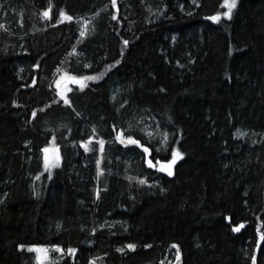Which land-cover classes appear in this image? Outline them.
<instances>
[{"label":"trees","instance_id":"16d2710c","mask_svg":"<svg viewBox=\"0 0 264 264\" xmlns=\"http://www.w3.org/2000/svg\"><path fill=\"white\" fill-rule=\"evenodd\" d=\"M223 10L0 0V264H39L30 246L76 249L54 264H163L173 245L182 264H264V0L207 19ZM62 75L97 78L60 98ZM118 132L181 152L173 175Z\"/></svg>","mask_w":264,"mask_h":264},{"label":"snow or ice","instance_id":"6c2138e0","mask_svg":"<svg viewBox=\"0 0 264 264\" xmlns=\"http://www.w3.org/2000/svg\"><path fill=\"white\" fill-rule=\"evenodd\" d=\"M111 2L113 4V6H115L117 0H111ZM224 6L227 8V11L225 13H223V15L230 18L232 9L236 7V0H224ZM60 15L64 16L65 14L63 12H61ZM44 16L48 17L49 16V12L45 11L44 12ZM66 19L71 20L72 17L67 16ZM113 19H115V17H113ZM207 19L212 20V21H218L220 19V14L218 13L217 15L209 16V17H207ZM81 35L83 36L84 33L81 32ZM124 44L127 45L128 41L125 40ZM96 78L97 77L88 76V75L81 76V77H77V76H74V75L67 76V79L70 82L78 84L81 89H83L84 87L87 86L85 81L94 80ZM58 86H59V84H58ZM61 95H63V93H61ZM65 103H68V101L65 100ZM35 115H36V113H33V116H35ZM117 139L120 140L121 143H124V138H123L122 135L121 136H117ZM127 141H128V144H130V145H137V146H140V147L143 148V153L145 154L146 163H147L149 168H154V169H156L159 172L166 173L168 176H172L173 175V165H175V163H176V161L178 159L182 158V153L181 152H179L178 150H173L171 152V158L170 159H160L158 157V150H157V154L153 155L152 152L150 151V148L149 147H144L143 145H141L140 141L138 139H134L133 137L128 136L127 137ZM99 145H100V151L103 152V150H104V141L100 140L99 141ZM86 150H88L87 147H86ZM43 151L46 154L45 155V167L47 168V167H49L51 165V161L49 159V156L47 155V153L49 152V149L48 148H44ZM148 157H151V158H148ZM55 159L59 160V155L58 154L56 155ZM153 161H155V163ZM140 183L143 184V183H145V181L141 180ZM241 227H243V224H241L239 227H234L233 231L238 232V231H240ZM260 239L262 241H264V234H261ZM145 246L149 247L150 245H145ZM21 247L23 248L24 246L21 245ZM54 247L56 248L57 252L63 251V249H61L59 246H54ZM127 247L129 249H133L134 250L136 245L130 243V244L127 245ZM173 247H177V246L173 245ZM117 250L118 251H123V249H117ZM28 251L35 252L37 254L36 255V260L39 262V264H44L45 260L47 259V251H48V249L46 247L30 246L28 248ZM261 251H264V248H261ZM68 252L74 254L76 252V249L70 248V249H68ZM176 258H177V260H179V258H180V254H179L178 250H177ZM251 261H252V264H257V257L255 255H253L251 257ZM92 264H94V262H92Z\"/></svg>","mask_w":264,"mask_h":264},{"label":"rangeland","instance_id":"374dc122","mask_svg":"<svg viewBox=\"0 0 264 264\" xmlns=\"http://www.w3.org/2000/svg\"><path fill=\"white\" fill-rule=\"evenodd\" d=\"M237 1L238 0H236V3H237ZM226 11H227V8L224 6V10L220 14V18H228V17L223 15V13H225ZM67 76L68 75H62L61 77L58 78V80L56 82L57 93H59V89H61V91L63 93V98L66 96L69 88H71L72 86H78V84L70 82L67 79ZM62 83H64V85H62ZM58 84H59V86H58ZM47 155L49 156L51 164H55V163L57 164L58 161L55 159L56 156L54 155L53 151H51V152L49 151ZM173 169H174V165H173ZM46 248L48 249V251H47V259L45 260L44 264H54L57 261L63 259L64 257H67L69 255H73L72 253H69L68 250H63L61 252H57L55 247H46ZM177 250H178L177 247H173L171 252L169 253V256L166 258V260L163 262V264H182L181 263V255H180L179 260H177V258H176ZM179 254H180V252H179Z\"/></svg>","mask_w":264,"mask_h":264},{"label":"water","instance_id":"95a60500","mask_svg":"<svg viewBox=\"0 0 264 264\" xmlns=\"http://www.w3.org/2000/svg\"><path fill=\"white\" fill-rule=\"evenodd\" d=\"M61 93H62V91H61V89H59L60 98H63V95H61ZM121 135L123 136V134L121 132H118L117 136H121ZM117 136L115 137V140L120 146H122V147H133V146H135V145L128 144L127 138H125L124 136H123L124 143H121L120 140L117 139Z\"/></svg>","mask_w":264,"mask_h":264}]
</instances>
